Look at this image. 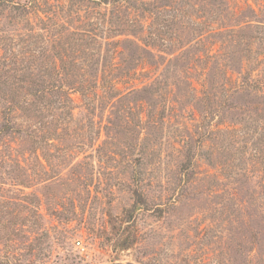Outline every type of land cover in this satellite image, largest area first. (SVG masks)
<instances>
[{
    "label": "rangeland",
    "instance_id": "374dc122",
    "mask_svg": "<svg viewBox=\"0 0 264 264\" xmlns=\"http://www.w3.org/2000/svg\"><path fill=\"white\" fill-rule=\"evenodd\" d=\"M0 264H264V0H0Z\"/></svg>",
    "mask_w": 264,
    "mask_h": 264
},
{
    "label": "built area",
    "instance_id": "2783aa9c",
    "mask_svg": "<svg viewBox=\"0 0 264 264\" xmlns=\"http://www.w3.org/2000/svg\"><path fill=\"white\" fill-rule=\"evenodd\" d=\"M77 247L83 248L81 241H76Z\"/></svg>",
    "mask_w": 264,
    "mask_h": 264
},
{
    "label": "trees",
    "instance_id": "16d2710c",
    "mask_svg": "<svg viewBox=\"0 0 264 264\" xmlns=\"http://www.w3.org/2000/svg\"><path fill=\"white\" fill-rule=\"evenodd\" d=\"M247 84H249V82H251V81H249L248 79H246V81H245Z\"/></svg>",
    "mask_w": 264,
    "mask_h": 264
}]
</instances>
